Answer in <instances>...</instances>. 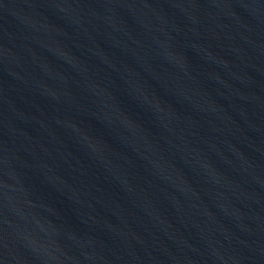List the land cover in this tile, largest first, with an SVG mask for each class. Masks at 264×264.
<instances>
[{
  "label": "water",
  "instance_id": "obj_1",
  "mask_svg": "<svg viewBox=\"0 0 264 264\" xmlns=\"http://www.w3.org/2000/svg\"><path fill=\"white\" fill-rule=\"evenodd\" d=\"M0 264H264V0H0Z\"/></svg>",
  "mask_w": 264,
  "mask_h": 264
}]
</instances>
